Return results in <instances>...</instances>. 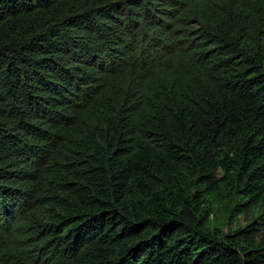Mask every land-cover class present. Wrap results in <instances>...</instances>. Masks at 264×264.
I'll return each instance as SVG.
<instances>
[{
  "label": "trees",
  "instance_id": "1",
  "mask_svg": "<svg viewBox=\"0 0 264 264\" xmlns=\"http://www.w3.org/2000/svg\"><path fill=\"white\" fill-rule=\"evenodd\" d=\"M263 213L264 0H0V264H264Z\"/></svg>",
  "mask_w": 264,
  "mask_h": 264
},
{
  "label": "rangeland",
  "instance_id": "2",
  "mask_svg": "<svg viewBox=\"0 0 264 264\" xmlns=\"http://www.w3.org/2000/svg\"><path fill=\"white\" fill-rule=\"evenodd\" d=\"M240 220H241V221L244 220V219H243V216L240 217ZM262 220H263V221H262V222H263V226H262V228H263V230H264V213L262 214Z\"/></svg>",
  "mask_w": 264,
  "mask_h": 264
}]
</instances>
